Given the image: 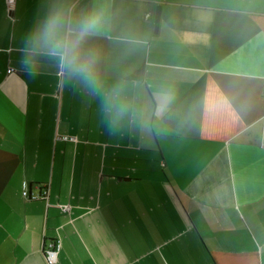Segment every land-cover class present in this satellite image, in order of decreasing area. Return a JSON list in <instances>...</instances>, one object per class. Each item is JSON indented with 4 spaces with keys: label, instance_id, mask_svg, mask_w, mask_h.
Segmentation results:
<instances>
[{
    "label": "crops",
    "instance_id": "crops-1",
    "mask_svg": "<svg viewBox=\"0 0 264 264\" xmlns=\"http://www.w3.org/2000/svg\"><path fill=\"white\" fill-rule=\"evenodd\" d=\"M94 9L91 79L24 66ZM59 237L56 264H264V0H0V264Z\"/></svg>",
    "mask_w": 264,
    "mask_h": 264
},
{
    "label": "clouds",
    "instance_id": "clouds-1",
    "mask_svg": "<svg viewBox=\"0 0 264 264\" xmlns=\"http://www.w3.org/2000/svg\"><path fill=\"white\" fill-rule=\"evenodd\" d=\"M105 24L103 9H94L77 20H73L70 14L63 10H57L29 41L33 48L25 50L22 63L25 67L32 68L35 55L57 57L67 70L81 73L91 79L94 53L85 51L84 44L88 37L101 32Z\"/></svg>",
    "mask_w": 264,
    "mask_h": 264
},
{
    "label": "built area",
    "instance_id": "built-area-1",
    "mask_svg": "<svg viewBox=\"0 0 264 264\" xmlns=\"http://www.w3.org/2000/svg\"><path fill=\"white\" fill-rule=\"evenodd\" d=\"M9 10L14 9L16 0H6ZM59 138L66 140H77L75 136L72 135H60ZM39 190L34 191L28 186L23 189V195L29 200H48L50 195V189L48 184L38 185ZM65 210H69V205H64ZM62 249V239L55 238L51 239L43 245V253L48 264H56L58 261L59 253Z\"/></svg>",
    "mask_w": 264,
    "mask_h": 264
},
{
    "label": "water",
    "instance_id": "water-1",
    "mask_svg": "<svg viewBox=\"0 0 264 264\" xmlns=\"http://www.w3.org/2000/svg\"><path fill=\"white\" fill-rule=\"evenodd\" d=\"M162 5H157L156 16H155V31L159 30L160 21H161Z\"/></svg>",
    "mask_w": 264,
    "mask_h": 264
}]
</instances>
